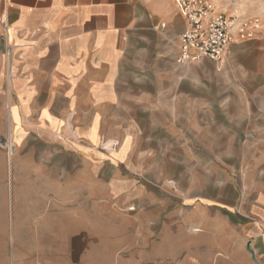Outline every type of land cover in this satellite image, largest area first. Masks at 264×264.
<instances>
[{"label": "crops", "instance_id": "1", "mask_svg": "<svg viewBox=\"0 0 264 264\" xmlns=\"http://www.w3.org/2000/svg\"><path fill=\"white\" fill-rule=\"evenodd\" d=\"M185 27L175 0H0V264L39 178L75 264L264 259V24L180 64Z\"/></svg>", "mask_w": 264, "mask_h": 264}, {"label": "rangeland", "instance_id": "2", "mask_svg": "<svg viewBox=\"0 0 264 264\" xmlns=\"http://www.w3.org/2000/svg\"><path fill=\"white\" fill-rule=\"evenodd\" d=\"M228 14L236 17L253 19L264 15V0H214ZM37 189L38 199L33 200V206L37 207L43 215L36 217L37 230L31 231L28 225L20 235L21 259H16L12 250L10 259L6 264H75L77 253L73 252L74 240L82 229V219L78 216H62L59 214L44 215L45 209L51 207L50 190L51 183H46L40 178L37 184L32 185ZM59 201H54L53 207H61ZM27 218V217H22ZM12 256L15 259H12ZM69 259V261H68ZM99 260L103 264H110V259H87V264H97ZM264 264V259L261 260Z\"/></svg>", "mask_w": 264, "mask_h": 264}, {"label": "built area", "instance_id": "3", "mask_svg": "<svg viewBox=\"0 0 264 264\" xmlns=\"http://www.w3.org/2000/svg\"><path fill=\"white\" fill-rule=\"evenodd\" d=\"M185 18L186 27L180 36V53L177 62L187 63L196 59L222 60L234 40V28L241 24L246 28L240 33L242 40L250 36L249 30L264 24L263 17L251 21L240 19L220 9L214 0H175ZM9 29L5 34V55L8 70L12 71L13 53L9 42Z\"/></svg>", "mask_w": 264, "mask_h": 264}, {"label": "water", "instance_id": "4", "mask_svg": "<svg viewBox=\"0 0 264 264\" xmlns=\"http://www.w3.org/2000/svg\"><path fill=\"white\" fill-rule=\"evenodd\" d=\"M255 261H256L257 264H260L257 259H255Z\"/></svg>", "mask_w": 264, "mask_h": 264}]
</instances>
